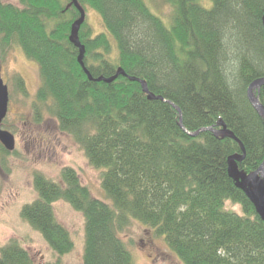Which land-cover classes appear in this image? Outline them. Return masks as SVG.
I'll use <instances>...</instances> for the list:
<instances>
[{"label": "trees", "instance_id": "1", "mask_svg": "<svg viewBox=\"0 0 264 264\" xmlns=\"http://www.w3.org/2000/svg\"><path fill=\"white\" fill-rule=\"evenodd\" d=\"M78 1L104 25L95 33L86 17L79 32L94 78L122 67L177 105L189 131L221 129L224 122L244 144L241 171L261 166L264 119L248 90L264 77V0H212L210 7L202 0H164L172 7L170 25L146 0ZM79 17L72 0L0 1L1 48L18 45L39 65L37 102L103 170L109 200L94 197L68 167L60 182L36 175L38 197L23 207V217L62 257L75 243L54 203L65 200L83 212L84 264H134L120 236L133 219L162 236L184 264H264V221L228 173L229 157L243 153L240 143L210 131L190 136L171 103L149 99L128 77L89 79L70 41ZM16 83L27 93L20 75ZM255 93L264 105V86ZM0 264L37 263L13 240L0 244Z\"/></svg>", "mask_w": 264, "mask_h": 264}, {"label": "rangeland", "instance_id": "2", "mask_svg": "<svg viewBox=\"0 0 264 264\" xmlns=\"http://www.w3.org/2000/svg\"><path fill=\"white\" fill-rule=\"evenodd\" d=\"M0 1L20 5V0ZM146 2L170 25L168 19L172 15V7L169 4L164 0ZM201 2L206 7L212 5V0ZM86 13L95 33L103 31L99 13L91 9ZM0 67L10 97L2 127L16 139V148L12 153L6 154L0 148V244L18 241L29 250L37 264H53L58 259L62 264H84L83 212L65 200L54 203L57 219L69 229L75 243L70 253L60 257L43 235L23 217L22 210L38 197L35 186L37 174L60 182L62 172L68 167L78 173L81 183L90 189L94 197L109 201L102 187L103 170L93 167L76 139L61 130L59 120L49 107L37 102L36 94L41 84L39 65L28 59L20 46L15 45L8 50L0 46ZM16 75L24 80L27 93L17 87ZM227 207L242 213L241 207L232 202H227ZM120 236L132 253L134 264H184L162 236L134 219L120 232Z\"/></svg>", "mask_w": 264, "mask_h": 264}, {"label": "water", "instance_id": "3", "mask_svg": "<svg viewBox=\"0 0 264 264\" xmlns=\"http://www.w3.org/2000/svg\"><path fill=\"white\" fill-rule=\"evenodd\" d=\"M72 2L75 5V7L79 10L80 17L72 25L70 41L77 48H79L80 53L78 56V61L82 66V68L84 69L87 76L89 77V79L98 82L103 81V82L111 83L115 81L119 76L128 77L131 81L139 82L142 85L143 91L147 94L149 99L162 100L171 103L180 113V121H179L180 127L190 136L196 137L202 132L210 131L213 132L216 136H222V137L228 136L239 142L242 147L243 153L234 154L229 157L228 173L229 176L234 180L236 186L245 192L247 197L253 203L256 212L264 221V161L261 164V166L252 173L248 174L244 171H241L239 169L238 162L242 161L245 158L244 144L239 140V138H237V136L234 134L233 131L227 128L224 122H219L218 124L222 127L221 129L211 126V127H203L196 131H189L184 127L182 112L177 105L165 99L164 96L156 95L155 93L151 92L145 80L135 76L128 75L127 72L122 67L118 68L116 74L111 77L100 76L98 78H94L85 64L84 59L86 56V47L84 44H82L79 36L81 26L86 20L87 13L78 0H72ZM262 86H264V77H260L254 80L249 86L248 96L254 108L264 119V105L261 103L259 96H257L255 93V90H260ZM9 99H10L9 87L4 81V78L2 76V69L0 67V142L3 144L6 150L12 152L16 148L15 136L10 131L3 129L2 127L3 121L5 120L8 114Z\"/></svg>", "mask_w": 264, "mask_h": 264}]
</instances>
